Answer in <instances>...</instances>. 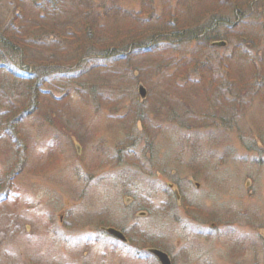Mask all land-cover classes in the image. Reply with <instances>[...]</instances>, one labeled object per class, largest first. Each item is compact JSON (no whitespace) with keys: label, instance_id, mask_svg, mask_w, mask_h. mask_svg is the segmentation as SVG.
<instances>
[{"label":"rangeland","instance_id":"obj_1","mask_svg":"<svg viewBox=\"0 0 264 264\" xmlns=\"http://www.w3.org/2000/svg\"><path fill=\"white\" fill-rule=\"evenodd\" d=\"M4 1L0 0V9ZM97 1L109 9L122 5L129 16L137 14L138 29L149 25L140 23L149 17L159 21L153 23L160 28L169 20L176 25L177 19L195 25L198 33L218 12L237 33L207 43L203 33L198 42L179 31L154 46V55L132 58L131 67L109 60L101 71L103 75L113 71L107 76L113 83L104 89L124 90L118 94L123 101L115 105L118 114L111 115L114 110L108 104L100 106L96 115L93 104L74 103L73 113H61L73 122L67 137L56 139L66 150L63 155H47L48 144L56 142L52 130L44 132L37 139L36 155L41 150L47 157L41 161L34 157L12 182L6 173L15 159L13 143L17 139L22 144L30 121L14 126L3 106L0 264H162L154 249L166 252L172 264H264V83L261 95L243 94L235 87L224 90L232 83L226 65L236 56L264 55V0ZM13 3L9 2L11 8ZM74 5L69 2L65 9L75 18ZM127 18L118 25L125 26ZM100 21V28L112 29L116 24L113 18ZM8 27L4 24L0 29ZM90 29L82 33L94 34ZM223 30L219 28L220 36L226 34ZM135 33L129 31L131 38L125 39L129 44ZM99 39L96 35L91 44ZM67 40L55 37L51 44L73 43ZM147 49L152 48L143 50ZM87 50L95 53L98 48L90 45ZM62 62L64 67L58 70L64 71L67 65ZM239 65L234 63L235 68ZM259 69L264 71L262 66ZM145 72L152 74L146 83L134 80L139 74L145 77ZM16 85L1 72L0 91H11ZM140 85L147 90L144 96ZM6 91L0 93V102L12 101L14 91L8 97ZM131 94H137L136 103L148 121L137 122ZM47 97L41 96L46 107L54 106L58 112L69 109L68 103H54L52 98L48 102ZM73 116L83 124L77 125ZM7 126L9 136L3 135ZM86 129H93V138L90 132L85 135ZM109 228L122 232L125 239L108 232Z\"/></svg>","mask_w":264,"mask_h":264},{"label":"trees","instance_id":"obj_2","mask_svg":"<svg viewBox=\"0 0 264 264\" xmlns=\"http://www.w3.org/2000/svg\"><path fill=\"white\" fill-rule=\"evenodd\" d=\"M70 1L75 3L73 8L77 11L75 14H78L75 18L72 17L73 15H71L69 9H65L66 4ZM9 2H14V7L11 8ZM3 3L4 9H0V12H4L0 14V28L3 27L4 24H7L9 27L0 29V74L1 72L8 74L9 81H16L17 85L11 91H6V89H4L0 91V93L6 91L5 96L8 97L14 90H18L12 93L14 97L11 102L8 101V103H6L4 100L0 102V109L6 106V109L9 110L10 117L13 118L10 120L13 122L14 126L17 122L24 123L30 121L27 124L29 127L25 128V132L22 135V144L17 139H15V143H13V155L15 159L12 160L11 167L6 173L9 178L12 177V175L14 176L10 178L11 182L21 173L25 172L28 166L30 167L29 164L34 155H36V150L38 149L36 148L37 139L44 132L52 130L54 132L53 139L54 142H56L55 144H48L46 148L48 156L50 158H55L56 156L63 155V152L66 150H62L56 139L59 136L67 137L68 131L71 130L69 129V124L73 122L64 120V116H61V113H63V111L73 113L72 109L74 110L75 108H72V105L74 103H79V101H81L82 105L87 106V104H93V108L95 109L94 111L93 108L91 110L96 115L99 113L98 108L100 106L105 108V105L108 104L111 105L114 110L111 115L118 114L115 105L116 102L123 101L124 97L120 98L118 94L119 92L124 93V90L120 91V89H113L118 92H111V90L104 89L105 86L113 83L111 80L112 78L107 77L108 74L113 75V71L109 73L105 72V75H103L101 71L107 67V62L109 60L120 63V65L125 67H131L128 65H131L132 58H138L147 54L154 55V53H156L154 51V46L163 43V38L166 40L170 38L172 34L176 36V32L179 31L180 33L185 31L186 34H189L191 40L197 38L198 42V35L203 33L205 35L202 39L206 40L207 43L218 40L220 37L227 38L237 33L233 31V27H231L230 23L231 21H228L225 15L218 12H215L214 18L208 22L207 26L197 33L195 25H193V27L191 25H183L176 18V20H174L177 27H175L176 25L173 26L172 24L174 22L169 20L167 25L163 23L161 28L153 23L159 22L156 19L153 18L152 22L149 17L141 18L140 23H150L147 27H144L145 29H138V27H136V21L138 20L137 14H131L129 16L126 14L127 10L124 9V15L120 13V10H122L121 7L113 9L112 11H106V9H104L101 13L100 11H95L91 4L83 6V4L77 0H5ZM237 5L244 8L242 4ZM62 10L63 12L65 11V15L62 14ZM151 14L153 13L151 12ZM125 16L130 19L127 18L128 21L123 23L126 25L120 27L118 23H120V19ZM103 18L107 20L108 18H113L116 24L113 25L112 29L100 28V20ZM87 28H91L90 32H94V34H83L82 32ZM219 28H223L226 34L220 36L218 33ZM12 29L17 32H12ZM68 30L71 31L68 33ZM228 30H230L231 33H229ZM129 31H134V33L137 32L134 34V39H130L134 40L132 44H129L130 42L125 40L131 38ZM10 33H13V35H10ZM72 33H74V35H72ZM96 35H99V43L91 44ZM55 37H61L62 39L67 38V41L76 43L74 45H72L73 43L67 45L63 43L54 46L51 43L54 42ZM80 37L86 40H84V42H79L78 40ZM144 37H149L148 42H139ZM19 38H21L20 43L16 41V39ZM183 40L182 38L181 41ZM71 45L73 48H71ZM90 45L97 47L98 51L89 53L87 48ZM132 45H135L134 47L136 48H132ZM60 47H63V49H59ZM66 48L70 50L69 53H67L68 50ZM144 48L152 49H147L148 51H146L143 50ZM236 48L241 47L237 45ZM197 52L201 53L198 50ZM237 52L238 49L235 53ZM17 56H19L20 60L15 61L14 58H17ZM236 58L237 60L233 63L230 62L226 65L230 83H232L224 87V90L226 88L228 92L229 89L232 90V88L235 87L243 91V94L250 93L251 95L259 93L261 95L262 89L259 88L264 83V78L262 77L264 71L262 69L260 70L259 67L262 66L264 69V55H250L248 53L244 54L243 52L241 56H236ZM101 60H103V62H101ZM145 60L147 61V59ZM62 61H65L67 65L64 71L58 70V68L64 67L62 66L64 63ZM237 61L238 63L240 62V65L235 68L234 63ZM73 64L75 65L72 66ZM47 67L53 68L54 79L52 78V72L50 70H45ZM135 68L137 67L135 66ZM160 68L163 69V64L160 65ZM56 71L57 73H55ZM98 71L101 72L99 73ZM144 74L145 77H142L141 74L136 75L134 80L140 83H146V79H149L152 74L149 72H145ZM98 75L100 77L97 80ZM161 79H163V77ZM26 81H29V83L25 84ZM47 83L51 85L54 83L55 87H46ZM117 88L120 87L118 86ZM240 91H238V97H241ZM45 95L48 96L46 99L48 102H50L52 98L54 103H68L65 107L69 109L62 108V111L58 112V110H55L54 106L50 108L51 106L49 104H47V109L45 106L46 104L43 103L45 99L41 101V96ZM134 96H137V94ZM134 96L131 94L130 97H133L132 100L135 101L132 107L135 113L138 112L136 115L137 122L148 121L146 118L147 113L140 112L142 108L140 105L138 106ZM261 98H264V95ZM23 106H26L25 109H23ZM137 106L139 107V111L136 109ZM240 106L242 109H246L245 104H241ZM204 107L205 106L202 105V108ZM43 110H47V113L42 114L41 111ZM21 113H24L23 116L20 118L17 117ZM74 118L75 116H73L71 120L77 125L83 124L84 120H74ZM103 121H105V119H103ZM82 128L83 127L80 128L81 132ZM10 129V126L5 127L3 135H11L9 132ZM92 130L93 129H86L84 131L85 135L90 132V136L93 138L94 133H92ZM34 138L36 141L33 140ZM55 149L58 150L55 151ZM43 154L44 153L40 151L39 155H36L38 161H41ZM252 163L256 162L253 160ZM0 183H2L1 178Z\"/></svg>","mask_w":264,"mask_h":264},{"label":"water","instance_id":"obj_3","mask_svg":"<svg viewBox=\"0 0 264 264\" xmlns=\"http://www.w3.org/2000/svg\"><path fill=\"white\" fill-rule=\"evenodd\" d=\"M140 92H141L142 96L146 95V92H147L146 89L144 88V86H142V85H140ZM107 230H108V232L113 233V234L121 237L122 239H125L124 234L122 232L118 231L117 229L109 228ZM152 252H154L157 255V257L160 259L162 264H172L171 259L166 252L159 250V249H154Z\"/></svg>","mask_w":264,"mask_h":264}]
</instances>
